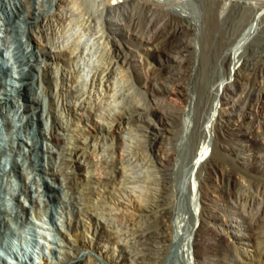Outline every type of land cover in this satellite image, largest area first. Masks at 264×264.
Segmentation results:
<instances>
[{
    "label": "bare ground",
    "instance_id": "bare-ground-1",
    "mask_svg": "<svg viewBox=\"0 0 264 264\" xmlns=\"http://www.w3.org/2000/svg\"><path fill=\"white\" fill-rule=\"evenodd\" d=\"M41 2L31 0L26 6L23 0H0V32H12L17 43L13 66L10 56L4 55V36L0 35V115L10 131L9 142H0V149L5 146L8 150L7 154L0 153V184L4 177L11 178L14 171H29L33 176L26 193H41L46 198L42 201L44 212L52 218L54 213L61 215L68 231L84 227L88 234L75 241L67 237L52 239L50 251L56 262L43 264H160L161 254L175 241L178 250L173 264H185L187 251L193 255L194 264H204L200 254L212 250L220 240L214 233L200 229L192 236L195 224L189 198L182 209L173 197L167 196V180L175 165L173 149L165 141L155 140L163 132L175 133L174 128L183 115L189 118L184 121V132L192 122L191 132L197 130L207 136L204 123L209 121L205 119L211 110L210 95L201 107L190 104L188 109L184 98L185 78L196 66L197 51L203 55V68L212 72L214 86L215 75L219 73L222 82L229 73L233 78L219 84L221 97L213 114V129L218 132V138L234 143L231 147L239 151L243 139L253 134L255 127L264 135V81L257 80L255 75L257 65L264 69V51L255 54L256 61L251 63L252 59L244 60L241 50L264 20V0H52L48 7ZM188 2L201 8L206 6L204 15L208 22L204 23V32L200 30L202 27H197V20L192 23V14L184 9ZM238 7L241 14L232 16ZM228 16L235 23L217 39L212 60L209 56L204 59L214 46L218 20L221 17L226 20ZM124 31L132 34V44L146 42L159 64L146 63L141 67L145 63L143 58L139 55L136 59L142 75L153 82L148 93L141 92L150 100L146 105L134 100L127 84L115 89L118 77L123 78L125 69L132 66L130 56H135L121 40ZM38 38L53 51L31 46L30 41L37 43ZM14 67L16 70H12ZM44 81L52 88L45 87ZM166 82L175 83L168 87ZM35 89L46 93L48 110L44 100L34 94ZM239 91L246 92L247 103L243 101V105L232 102V94ZM112 97L108 103L101 101ZM231 102L232 106L226 107ZM8 111H12V119ZM48 120L51 127L48 130L46 126L44 131L41 125ZM65 121L69 124L65 125ZM48 134L50 138H61L56 155H62V163L69 170L60 184L44 181L40 190L33 186L40 180L43 182V178L61 180L55 162L45 160L51 158L53 150L44 148L38 139L47 138ZM252 138L263 147L256 141L257 135ZM144 147H150V152ZM201 174L197 167L198 217L201 224L214 223L218 217L213 213L212 198ZM68 189L80 194L81 214L87 217V222L72 219L64 198ZM12 196L17 199L20 194L12 192ZM133 196L137 197L136 201ZM2 206L5 200L0 194V246L6 248L7 238L16 236L6 218L10 214L27 228L32 247L39 248L33 237L36 229L32 226L33 218L40 217L38 209L32 210L33 205L22 209L17 205ZM240 209L238 212L246 219L244 228L256 237L261 236L264 213L254 216ZM108 244L118 253L109 249ZM87 246L96 250L99 257L82 249ZM235 260L245 263L240 256ZM0 264H5L2 257Z\"/></svg>",
    "mask_w": 264,
    "mask_h": 264
},
{
    "label": "rangeland",
    "instance_id": "rangeland-1",
    "mask_svg": "<svg viewBox=\"0 0 264 264\" xmlns=\"http://www.w3.org/2000/svg\"><path fill=\"white\" fill-rule=\"evenodd\" d=\"M23 2H25L26 6H29L31 4V0H23ZM51 2L52 0H42L41 3H44L45 6L48 7ZM205 7L206 6L201 8V6H198L193 2H191V4L190 2H188L184 8L186 9V11L192 14V23H195V21L197 20V27L199 29L201 27H204L203 29H200L202 32L205 31V24L208 22L207 18L204 15ZM234 14L236 16H239L241 14V8H235L233 10L232 16ZM232 16H228V19L226 18V20L223 19L224 17H221L222 21L221 18L220 20H218L215 27L216 34L213 38L214 46L212 47V50L209 54H205L204 59L209 56L211 57L210 61L212 60L213 52L216 47L215 45L218 42L217 39H219L226 28L231 27L233 22L235 23V19H231ZM256 25L257 23L254 24L255 27ZM260 25V27H258V29L253 32V37H251V35L250 39L247 40L249 42L246 41L247 43L245 42V46H243V49H241L244 53V60H248V62H250L252 59L251 63H254L256 61V55H259V53H262L264 51V20L262 21V23H260ZM110 26L112 28H115L113 25ZM0 35L2 37L4 36V46H2V48H5H3V51L6 52L4 53V55L6 57L10 56L8 57L9 62L12 61L10 64L15 66L14 62L17 55V43L14 42V35L8 30L0 32ZM132 38V34L124 31V36L123 38H121V40L127 45V48L133 51V54L135 56H130V62L132 66H129V68L125 69L123 78L118 77L115 89L120 90L121 84H127L130 88V92L134 100L141 105H146V103L148 101L150 102V100H146L141 95V92L145 91L148 93L149 86L153 82H151V79L150 81L149 79H147V77L142 75V68L139 67L140 63L137 62L136 59L137 57H139V55H141V57L143 58L142 61L145 63L141 67H144V65H147L148 63L149 65L154 66H159V64L156 60L155 53L150 49H147V46L145 45L146 42L141 45L132 44L130 41L132 40ZM30 43L33 47H42L45 51H53V48H50V46L47 44L45 45L40 41L39 38L37 39V43L34 42V40H31ZM255 46L257 49L255 48ZM252 47L253 49L251 50ZM258 48L260 49L258 50ZM253 50L255 52H253ZM199 53V51L196 52V66L194 67L192 73L190 72L185 78L187 81L185 82V91L187 92V95H185L184 98L187 99L188 109V105L190 104H192V106L196 104L201 107L203 101L205 100V97L210 95L211 100L209 102L211 110H209L210 113L207 114V118L205 119L209 121L208 123L207 121H205L204 123L205 132L208 137L200 134L197 130L191 132L192 122L189 123V128L184 132V121L189 120V118L183 115L179 119V123L177 124V126L174 128L175 133L163 132L161 133V135H159L161 137L155 140V142H162L163 140L165 141V143H168L167 146H170L173 149L175 157L174 170L171 172V175L167 180V196L173 197L175 203L179 204L182 209L185 207V203H187V199L189 198L188 203L190 204L189 206L191 208V212L194 213L193 224H195V226L193 227L192 231L193 237L194 235L196 236L195 233H197V231L200 229L201 231H205L207 233L212 232L219 238L220 241L218 245H213L212 250H208L207 252L200 254L201 261L204 264H264V233H262L261 236L256 237L252 231L246 230L243 225L245 223L244 220L246 219L244 216H242V214L238 212V209L241 208L240 210L244 211L245 213H248L249 211V213L251 212L250 214L254 216L264 213V135L261 134L260 128L255 127L253 134L249 133L246 138L243 139V148L239 151H235L233 147H231L235 146L234 143L224 142L218 138V132L213 129V118L215 117H213V114H216V105L218 103L219 97H221V92H218L219 84L222 82L221 75L220 73L217 74V76L215 75L216 80L214 86L212 72L210 71V68H208L207 70L203 68V62H201L203 55ZM229 67L232 66L230 65ZM260 68L262 67H260V65H257V70L255 69V75L257 76V80L264 81V78L261 79V77H264L262 76L264 75V69L262 68V71L260 72ZM12 70H16V68L14 67ZM85 73L86 72H84V74ZM230 77V73L229 75L227 74L224 77L225 79L223 80V82H231L233 78ZM15 79L16 77H13V80ZM81 80L83 81V77L79 79V84L81 83L79 87L83 85ZM166 83L167 86L169 85L168 87H171L175 82ZM44 85L45 87L47 86L50 89L52 88L50 83L46 81H44ZM248 85V87L250 88L251 83ZM239 92L241 93V91ZM239 92H237L236 94H232V102L235 104L237 103L236 105H240L239 103L243 105L242 102L247 101L246 92L244 93L243 91L241 94ZM34 94L37 95L40 100H44L45 107L48 110V103L45 96L46 93L43 90L37 91V89H35ZM217 94L218 98L216 97ZM112 100L113 97L107 100L106 98H104L101 101L103 104H105ZM20 102L22 103L23 100L20 99ZM232 102L226 107L232 106ZM32 104L36 106L35 102H32ZM184 104H186V101ZM37 106H39L40 108V104H37ZM163 106V111H166V105L163 104ZM159 109L162 110V104H159ZM8 112L9 118L11 116L12 119V111ZM44 123L45 122H43V125H41V127L43 126V130L45 131L46 126H48L49 130L52 124L50 120L46 121L45 124L47 125H45ZM64 124L68 125L69 123L65 121ZM51 130L53 132L54 128H52ZM46 132L48 133L49 131ZM254 134L257 135L256 141H259V143L261 142L263 147L260 148L254 142L252 138ZM162 135L163 137H165L164 139ZM49 136V134L47 138L39 136L38 139L41 142L42 146H44V148L48 146L53 150V153H50L51 158L47 157L45 158V160H48V162L50 163L55 162L56 169L58 174H60L61 176V180H56L49 177L43 178V182L42 180H40V182L35 183L33 186V188L35 186H38L40 190L44 188V181L52 185L60 184V182L64 179L65 172L69 170V168H66V166L62 163V155H56V153L60 150L61 138H50ZM9 137L10 131L4 125V117L0 115V142H9ZM66 138L68 139V136H65V141H67ZM144 150L150 152V147H144ZM7 151L8 150L5 146L0 149L1 154H7ZM17 160L20 161V157H18ZM10 161H12V159H10ZM197 167H200V172L202 173L201 178H204L205 180V182L202 183L204 185L205 183L207 184V188L210 192L212 198L211 203L214 207L213 213H215V215L218 217V219L214 223H209L208 221H206L204 222V224H201L198 217L200 211V203L196 200L195 194L198 186V182L196 180ZM89 172H93V170H89ZM36 173H38V171ZM10 175L11 178L4 177V181H2V183L0 184V194H2L5 200V206H2V208H10L13 205H17L19 209H22L29 208L31 205H33L32 210L36 208L38 209L40 217L33 218L34 224H32V226L36 229V233L33 237H35V239L38 241L40 247H32L31 236L30 234H28L27 228L20 222H16L13 219L12 215L7 214L6 218L10 222H8L9 227L13 231L15 230L14 232L16 233V236L7 238L6 243L8 245L6 248L0 246V257L5 260V264H43L44 261L47 263L50 261L55 263L56 258L50 251V246L52 245L51 242L53 241L52 239H66L67 237L75 241L77 239L86 238L88 236V234L85 233L87 231L84 230V227H81L76 231H68L62 221L63 217H61V215H59L58 213H54L53 218L51 217V215L45 213L43 207L44 203L42 201H46V198L43 197L41 193H26L25 188L28 185V182L32 179V173H29V171H27V173H18L14 171ZM18 187L19 190L17 189ZM65 189H67V187ZM12 192L20 194L19 198H14L12 196ZM229 193L231 194L229 195ZM79 197L80 194L74 190L68 189L64 193L65 201H67V208L70 213H72L71 217L73 216L72 219H82L87 222V217L81 214L83 205L80 204L78 200ZM35 199L36 201L34 202ZM39 199L41 200L40 203L38 201ZM133 199L136 201L137 197L133 196ZM234 204L236 206H234ZM235 210H237V212ZM179 214L183 216V212H180ZM175 219L176 216H174V220ZM102 231L103 230H101V232ZM102 234L104 235V233ZM108 246L109 249H111L113 252L116 251L115 253H118V250H115L113 248V245L108 244ZM177 248L178 247L175 241L170 245V248L166 253L161 254L160 264H173V261L176 258L175 255L178 250ZM64 249L69 251L68 246L64 245ZM82 249L86 252H91L96 257H99L96 250L92 249L89 246ZM245 254L249 255V257H246ZM122 255L126 256L124 252L122 253ZM236 256L244 258L245 263L236 261ZM185 264H194V257L188 251L185 254Z\"/></svg>",
    "mask_w": 264,
    "mask_h": 264
}]
</instances>
